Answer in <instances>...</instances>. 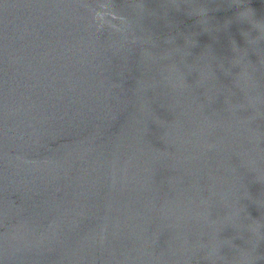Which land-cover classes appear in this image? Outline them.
<instances>
[{
    "label": "water",
    "instance_id": "obj_1",
    "mask_svg": "<svg viewBox=\"0 0 264 264\" xmlns=\"http://www.w3.org/2000/svg\"><path fill=\"white\" fill-rule=\"evenodd\" d=\"M0 264H264V0H0Z\"/></svg>",
    "mask_w": 264,
    "mask_h": 264
}]
</instances>
